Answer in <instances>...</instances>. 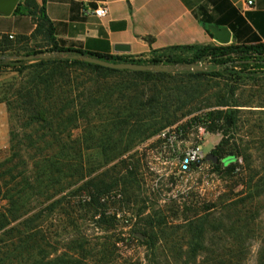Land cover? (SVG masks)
Masks as SVG:
<instances>
[{"label":"trees","instance_id":"16d2710c","mask_svg":"<svg viewBox=\"0 0 264 264\" xmlns=\"http://www.w3.org/2000/svg\"><path fill=\"white\" fill-rule=\"evenodd\" d=\"M15 14L38 17L36 32L45 28L49 45L45 49H21L8 36L0 40V72L17 75L0 86V104H6L11 122L9 155L0 159V264H114L115 256L113 250L109 252L107 242L102 249H96L84 238L73 237L67 240L64 249L59 248L47 234L46 223L59 213L72 221L73 213L80 208L92 214L91 221L99 214L96 223L101 228H115L121 219L117 214L107 215L111 199L118 196L111 193L121 187L123 199L113 200L115 203L111 204L128 202L125 199L135 181L134 172L121 176L110 168L129 146L122 148L124 138L133 134L158 135L175 123L177 111L162 104L158 96L139 102L118 91L117 97L106 93L94 99L90 76L103 73L165 78L171 74L114 70L72 57L80 54L112 63L181 68L201 65L208 69L185 74L229 78L238 85L244 79L254 80L264 75V43L256 39V42L226 46H176L156 51L150 58L133 59L65 47L54 37L55 29L46 14L45 4L39 7L35 0H23ZM196 16L205 27L225 25V21H213L203 10ZM33 54L57 56L35 60L34 64H30L34 61L20 59ZM237 85L219 97L218 107L228 110H192L190 113L195 117L178 127L185 137L201 125L209 133L223 134L213 154L219 158L215 168L223 170L224 174L236 169L237 156L230 158L223 154L236 124ZM95 117L101 122L96 128L92 125ZM80 124L84 126L82 137L73 138ZM92 145L102 151L96 158L88 153ZM116 150L119 152H111ZM232 159L224 168L225 160ZM259 176V169L252 165L247 179L254 183L256 190L260 188V181L264 182V176ZM77 195L82 199L74 202ZM147 210L144 207L139 216ZM257 213L249 217L247 211L239 210L226 215L217 206L207 207L201 216L187 219L188 246L186 250L180 249L173 259L183 264H245L249 246L259 239L256 264H264V234L256 236L254 228L260 219L258 209ZM241 214L243 218L238 219ZM154 225L150 217L140 219L133 225L130 238L144 239L149 263L159 264L161 240ZM121 241V238L112 240L113 249Z\"/></svg>","mask_w":264,"mask_h":264},{"label":"rangeland","instance_id":"374dc122","mask_svg":"<svg viewBox=\"0 0 264 264\" xmlns=\"http://www.w3.org/2000/svg\"><path fill=\"white\" fill-rule=\"evenodd\" d=\"M45 47L39 48L45 49ZM34 63H36L35 60L30 64ZM180 68L174 67V72H170L171 75L165 78L161 76L140 77L135 74L104 75L99 73L90 76L89 82L92 86L91 91L94 99L97 96L101 98L104 96L102 94L106 93L114 94L117 97L120 94L118 91L125 92V94L130 95V98L139 100V102L141 100L146 102L149 98L158 96L162 99V104H168L172 111H177L174 117L175 123L167 128L185 126L195 117L190 113L192 110L202 109L203 112H208L229 109L218 107L219 97L226 94L225 92H229L230 87L237 85L235 80L197 77L185 74L186 71H195H180ZM16 76L15 73L0 72V86ZM87 78L85 76V79ZM237 88L235 99L239 107L234 108L238 110L236 111V124L230 134V143L224 147L223 154L230 158L233 155L237 156L236 169L224 174L223 192L217 199L205 200L193 193L184 200L177 192L173 193V183L176 180L175 173L178 172L176 165L173 164L168 167L169 176L161 177L151 170L149 164L152 162L151 151L161 148L159 143L153 141L157 134L153 136L133 134L132 137L124 138L122 148L124 149L129 145L127 150L122 151L120 157L110 165L111 171L119 173L121 176L127 175L129 172L135 174V181L125 199L128 202L111 204L123 199L121 187L114 189L111 193L112 196L116 194L118 196L116 199H111V207H109L107 215L114 216L117 214V218L121 219L120 223L112 229L101 228L96 223L100 218L99 214L94 219L95 221H91L92 214L78 208L73 213L74 222L62 213L50 217L46 223L47 234L58 244L59 248L64 249L69 238L80 237L90 242L91 247L96 249H102L104 243L107 242L109 252L113 250L115 256L114 264H150L149 252L144 245V239L130 238L133 225L140 219L150 217L155 223V232L161 240L159 264H183L173 259V256L178 254L180 249L186 250L188 246L189 234L185 229L187 219H193L197 215L201 216L209 206H217L226 215L244 210L248 212L249 217L254 216V212L257 213L258 209L260 219L254 228L256 236H262L264 234V182L260 181V188L256 190L253 188L254 183L251 184L247 179V175L254 165L260 171L259 177L264 176V75L254 80L244 79L242 83L237 85ZM118 101L120 102L121 99ZM100 124V120L95 117L92 122L93 127H99ZM230 126L233 125L230 124ZM10 130L11 122L7 106L1 103L0 159L9 155ZM83 131L84 126L80 124L79 129L73 132V138L82 137ZM210 134L202 147L206 156L213 153L224 137L222 133ZM189 135L186 137L188 138ZM88 153L96 158L102 151L92 145ZM256 191L258 192L255 193ZM174 194L178 195L177 199L173 197ZM80 198L82 199V196L77 195L74 202H78ZM144 207H147L148 210L139 216ZM188 209L190 213H186ZM238 216V219H242L244 214ZM116 238L123 239V242L118 243L113 249L112 240H116ZM259 248V239H255L252 246H249L250 251L245 264H256Z\"/></svg>","mask_w":264,"mask_h":264},{"label":"crops","instance_id":"0c3cea01","mask_svg":"<svg viewBox=\"0 0 264 264\" xmlns=\"http://www.w3.org/2000/svg\"><path fill=\"white\" fill-rule=\"evenodd\" d=\"M254 1V7L246 8V0H35L39 7L45 4L54 37L65 47L133 59L176 46L220 45L209 26L227 28L230 44L256 39L264 43V0ZM101 7L108 8L106 17L92 14ZM201 10L225 25L205 27L196 16ZM38 20L15 12L0 14V35H12L21 49L47 48L46 29L36 32ZM116 45L131 50L117 53Z\"/></svg>","mask_w":264,"mask_h":264},{"label":"built area","instance_id":"2783aa9c","mask_svg":"<svg viewBox=\"0 0 264 264\" xmlns=\"http://www.w3.org/2000/svg\"><path fill=\"white\" fill-rule=\"evenodd\" d=\"M254 5V0H246V8H252ZM92 14L99 18L106 17L108 8H98ZM7 36L9 39L14 38L12 35ZM3 37L0 35V40ZM210 135L207 128L202 125L188 138L178 127H170L160 132L153 140L159 143L161 148L151 151L152 162L149 163L151 170L161 177L169 176L168 167L175 164L178 172L175 173L173 193L177 192L184 200L193 193L205 200H215L223 192L224 172L217 170L212 162L206 160L207 156L202 149ZM227 166L224 162V168ZM173 197L177 199L178 195L174 194Z\"/></svg>","mask_w":264,"mask_h":264},{"label":"water","instance_id":"95a60500","mask_svg":"<svg viewBox=\"0 0 264 264\" xmlns=\"http://www.w3.org/2000/svg\"><path fill=\"white\" fill-rule=\"evenodd\" d=\"M21 0H0V14L4 16H11L16 9L18 8ZM209 30L213 33L215 39L218 41L220 45L226 46L230 45L231 43V32L227 28H220L217 26H209ZM131 50L130 46L128 45H116L115 46V51L117 53H129ZM57 54H36V55H29V56H22L20 59L25 60V61H34L38 59H50L53 57H56ZM73 59H79L83 60L87 63L90 64H95L99 65L105 68H110L114 70H128V71H133V72H148V71H153V72H164V73H170L174 72V67L173 66H166V65H153V64H148V65H140V64H135V63H112L106 60H102L97 57H91V56H85V55H80L77 54L72 57ZM207 67H203L201 65H191L187 66L184 68H180V71L183 70H192V71H205L207 70ZM206 160L208 162H212L213 164H218L219 158L211 153L208 154L206 157ZM232 160L226 161L229 163Z\"/></svg>","mask_w":264,"mask_h":264}]
</instances>
